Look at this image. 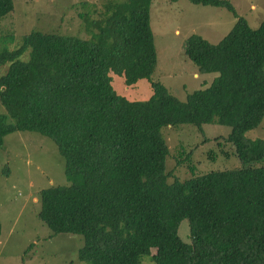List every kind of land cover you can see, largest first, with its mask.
Here are the masks:
<instances>
[{"label": "trees", "instance_id": "16d2710c", "mask_svg": "<svg viewBox=\"0 0 264 264\" xmlns=\"http://www.w3.org/2000/svg\"><path fill=\"white\" fill-rule=\"evenodd\" d=\"M150 1L93 9L84 38L30 31L0 47V148L14 132L55 143L68 184L40 189L38 215L51 233L83 237L86 264H264V139L247 136L264 116V15L252 28L228 0H189L225 8L234 22L216 44L197 33L184 41L196 72L215 76L179 100L150 79ZM12 9L0 0V19ZM111 72L127 86L148 80L152 94L128 100ZM209 122L228 126L224 141L242 166L168 182L161 130ZM183 220L188 241L177 234Z\"/></svg>", "mask_w": 264, "mask_h": 264}, {"label": "rangeland", "instance_id": "374dc122", "mask_svg": "<svg viewBox=\"0 0 264 264\" xmlns=\"http://www.w3.org/2000/svg\"><path fill=\"white\" fill-rule=\"evenodd\" d=\"M123 0H12L13 9L0 19V47L14 48L21 35L30 31L75 35L84 38L93 9L103 10L108 2ZM235 12L252 28L264 15V0H228ZM253 5V7H251ZM234 22L230 11L222 7L199 5L189 0H152L149 26L153 32L157 65L150 76L165 85L179 100L204 87L215 74L200 75L183 53V43L197 33L216 44ZM6 36L4 40V35ZM12 35V36H11ZM7 64L0 66V75ZM111 84L128 100H144L152 94L149 81L140 79L125 85L122 76L110 73ZM0 114L5 110L0 104ZM201 130L192 123L165 126L161 133L168 146L165 159L168 182L175 176L182 181L207 171L242 166L233 147L224 141L226 125L203 123ZM250 138L264 139V116ZM212 158V159H211ZM64 158L55 143L35 132H14L3 137L0 148V264H86L78 257L83 237L70 233H51L39 218L40 189L67 185ZM177 234L188 241L186 220ZM140 264H155L148 256Z\"/></svg>", "mask_w": 264, "mask_h": 264}, {"label": "crops", "instance_id": "0c3cea01", "mask_svg": "<svg viewBox=\"0 0 264 264\" xmlns=\"http://www.w3.org/2000/svg\"><path fill=\"white\" fill-rule=\"evenodd\" d=\"M251 7H253V5H251ZM135 84V83H134Z\"/></svg>", "mask_w": 264, "mask_h": 264}]
</instances>
